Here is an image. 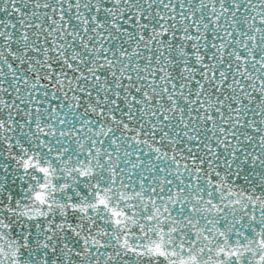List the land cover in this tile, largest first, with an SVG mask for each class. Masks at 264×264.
Instances as JSON below:
<instances>
[{"label": "water", "instance_id": "1", "mask_svg": "<svg viewBox=\"0 0 264 264\" xmlns=\"http://www.w3.org/2000/svg\"><path fill=\"white\" fill-rule=\"evenodd\" d=\"M0 264H264V0H0Z\"/></svg>", "mask_w": 264, "mask_h": 264}]
</instances>
